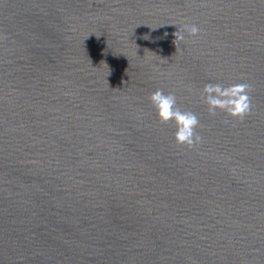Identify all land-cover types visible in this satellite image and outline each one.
<instances>
[{
  "label": "water",
  "instance_id": "95a60500",
  "mask_svg": "<svg viewBox=\"0 0 264 264\" xmlns=\"http://www.w3.org/2000/svg\"><path fill=\"white\" fill-rule=\"evenodd\" d=\"M240 82L252 114L209 116ZM0 264H264V0H0Z\"/></svg>",
  "mask_w": 264,
  "mask_h": 264
},
{
  "label": "clouds",
  "instance_id": "9594fccd",
  "mask_svg": "<svg viewBox=\"0 0 264 264\" xmlns=\"http://www.w3.org/2000/svg\"><path fill=\"white\" fill-rule=\"evenodd\" d=\"M185 33L189 37H197L200 28L195 24L179 25L178 30L173 33L176 49L178 42L185 40ZM252 91V85L247 82L228 85L206 83L200 90V99L206 106L209 116L214 117L218 113H223L230 120L243 122L253 111ZM149 101L156 110L160 124L174 125L173 139L177 146L192 150L203 143V137L197 131L201 127L198 115L193 111L182 109L174 92L165 93L164 90L157 89L150 94Z\"/></svg>",
  "mask_w": 264,
  "mask_h": 264
}]
</instances>
